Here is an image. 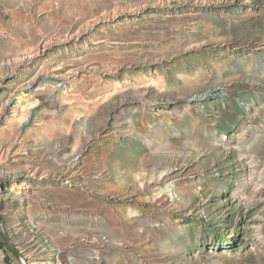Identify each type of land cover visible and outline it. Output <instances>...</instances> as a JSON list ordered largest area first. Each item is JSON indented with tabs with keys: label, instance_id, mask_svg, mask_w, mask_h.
<instances>
[{
	"label": "rangeland",
	"instance_id": "1",
	"mask_svg": "<svg viewBox=\"0 0 264 264\" xmlns=\"http://www.w3.org/2000/svg\"><path fill=\"white\" fill-rule=\"evenodd\" d=\"M0 219L26 264H264V0H0Z\"/></svg>",
	"mask_w": 264,
	"mask_h": 264
},
{
	"label": "water",
	"instance_id": "2",
	"mask_svg": "<svg viewBox=\"0 0 264 264\" xmlns=\"http://www.w3.org/2000/svg\"><path fill=\"white\" fill-rule=\"evenodd\" d=\"M0 233L2 236V240L4 242V244L7 246V248L9 249V251L11 252V254L14 255V257L16 258L17 262L20 264H26L23 260V258H21V255L17 249V247L15 246V244L11 241L8 233H7V229L4 226V224L2 223V220L0 219Z\"/></svg>",
	"mask_w": 264,
	"mask_h": 264
},
{
	"label": "trees",
	"instance_id": "3",
	"mask_svg": "<svg viewBox=\"0 0 264 264\" xmlns=\"http://www.w3.org/2000/svg\"><path fill=\"white\" fill-rule=\"evenodd\" d=\"M5 247H6V249H7V246L5 245V244H3Z\"/></svg>",
	"mask_w": 264,
	"mask_h": 264
}]
</instances>
